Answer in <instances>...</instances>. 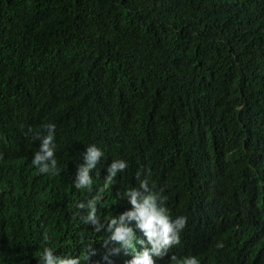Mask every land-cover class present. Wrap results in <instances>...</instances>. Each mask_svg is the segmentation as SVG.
Masks as SVG:
<instances>
[{
	"label": "trees",
	"instance_id": "1",
	"mask_svg": "<svg viewBox=\"0 0 264 264\" xmlns=\"http://www.w3.org/2000/svg\"><path fill=\"white\" fill-rule=\"evenodd\" d=\"M48 122L60 172L43 184L31 165L40 140L25 133ZM92 143L105 155L93 189L79 190ZM114 159L128 167L106 187ZM141 168L203 229L175 252L252 264L233 257L235 228L264 206V0H0V264H38L46 247L126 264L78 205L98 199L110 220L123 178L134 185ZM225 240L229 256L212 254Z\"/></svg>",
	"mask_w": 264,
	"mask_h": 264
},
{
	"label": "clouds",
	"instance_id": "2",
	"mask_svg": "<svg viewBox=\"0 0 264 264\" xmlns=\"http://www.w3.org/2000/svg\"><path fill=\"white\" fill-rule=\"evenodd\" d=\"M56 124L48 122L43 125V132L34 131L31 127L25 135L31 134L33 142L40 140V145L35 151L31 165L34 168L37 179L44 184L43 178L49 175H58L60 168L56 158ZM104 151L95 143L89 144L82 153L83 162L77 164L73 185L79 190L91 191L94 185L92 175L100 161L104 158ZM128 167L124 159H114L107 167L105 186L114 185L118 173H122ZM97 174V173H96ZM137 182L129 186L123 178L118 196L113 199H123L122 209L109 216L111 219L102 222L98 215V199H89L81 202L78 207L87 209L82 217L83 223L90 225L96 232L106 231L109 235L105 244H116L119 247L113 251L119 253L122 249L125 254H130L126 264H203L193 254L177 253L181 236L184 233L202 232V228L195 222V216H186L183 213L173 211L167 205L168 197L164 195L165 189L158 187L151 181V173L145 169L136 172ZM30 191L38 198H42L41 188L31 186ZM229 210L238 211V202L229 195ZM197 215V214H196ZM238 234L239 248L234 259L241 257L252 264H264V206H262L249 223L244 222L235 228ZM218 248L212 250V254L229 256V245L217 242ZM94 254V253H93ZM38 264H80L79 257L59 256L50 247H46ZM214 264V261H211Z\"/></svg>",
	"mask_w": 264,
	"mask_h": 264
}]
</instances>
